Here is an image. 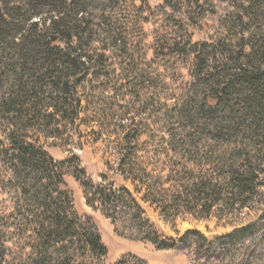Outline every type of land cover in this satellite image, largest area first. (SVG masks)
Instances as JSON below:
<instances>
[{
  "label": "trees",
  "instance_id": "obj_1",
  "mask_svg": "<svg viewBox=\"0 0 264 264\" xmlns=\"http://www.w3.org/2000/svg\"><path fill=\"white\" fill-rule=\"evenodd\" d=\"M128 2L0 0V165L12 201L0 212V264H105L107 246L94 220L77 212L68 176L119 237L159 251L180 247L191 264L264 257V0L133 6L180 34L157 40L153 52L190 64V81L167 95L153 63L136 62ZM114 54L122 58L120 79L150 92L149 108L156 95L157 110L141 112L146 120L134 129L101 130L116 160L93 180L77 154L56 161L42 141L69 146L83 127L98 132L107 117L95 108L101 88L117 82ZM149 209L173 229L215 218L232 230L171 235ZM245 211L258 216L235 221ZM194 249L217 260L196 261ZM116 264L148 263L126 254Z\"/></svg>",
  "mask_w": 264,
  "mask_h": 264
},
{
  "label": "rangeland",
  "instance_id": "obj_2",
  "mask_svg": "<svg viewBox=\"0 0 264 264\" xmlns=\"http://www.w3.org/2000/svg\"><path fill=\"white\" fill-rule=\"evenodd\" d=\"M128 1L125 15L128 16V18H126L127 21L135 22V24H132L131 22L130 29H135L134 46L136 49L134 51L137 52V54L134 56L136 62H138V64L145 61L153 63V68L163 75L162 79L166 83L163 82L158 91L163 95H167L171 92V88H176V86L182 87V85L190 81V64L189 61L184 58L164 61L156 59L153 52L156 49L157 40H173L178 38L180 34L177 29L164 25L159 18L153 17L149 13L140 14L139 12H136L135 9H133V6L139 7L141 5V0ZM145 1L153 6L158 3L159 0ZM113 56L114 62L112 63V69L113 72H115L114 76L116 78L115 81L117 82L109 84L106 93L104 94V88H101V104L95 108L97 109L99 116L105 114L107 117L103 116L105 122L102 120L99 121L100 128H96L98 132L92 134L90 129L83 127L81 129L83 133L78 134L75 137L73 145L69 146H64V142H60L55 146L48 144L45 145V142L42 139L45 151L56 161H64L70 157L72 153L77 154L81 159L82 165L86 169L88 176L93 180H98L99 176L104 171L106 162L110 161L111 163H114L116 160L115 155L110 152L109 148L111 146H108L107 142H104L103 139H101V130L117 129L120 125L134 129L146 120L144 118L145 115L140 114L141 112L149 115L151 110H157L154 108L158 103V97L156 95L153 99L155 101L153 102V106L149 108V106L147 107V105H149L147 102L150 98V92H147L143 86L134 89V86L129 85L127 82L120 79V75L123 73V68L121 67L122 58H117V55L115 54ZM137 84L139 85V83ZM161 102L163 103V101ZM124 113H127V115H124ZM148 122L151 124L152 121ZM153 126L155 130L163 127L162 125L155 124H153ZM80 142L84 144L83 150H80L79 148ZM7 179L8 175L0 165V212H10L12 208L11 195L5 184ZM66 183L74 194L77 212L80 215L91 217L98 226L102 239L108 249V256L105 264H116L121 257L126 254H133L141 260L147 261L148 264H191L184 250L180 247L171 251H159L151 244L134 242L117 236L111 222L87 205L80 184L69 176L66 178ZM148 214L159 229L171 235H174L175 231L183 233L189 229H195L204 234V236L211 238L215 235L225 234L232 230V227L226 224L228 220L219 221L215 218L205 222H196L193 220L178 221L176 228L173 229L172 225L165 224L152 210L149 209ZM257 216L258 214L255 212L245 211L238 218H235V221H238L239 223L248 222L251 219H256ZM261 239L263 240L264 238L262 237ZM258 246L264 247V241L258 243ZM194 251L196 261L217 260L213 254H207L199 249H194ZM233 264H235V262H233ZM252 264H264V257L257 256L255 261H252Z\"/></svg>",
  "mask_w": 264,
  "mask_h": 264
}]
</instances>
